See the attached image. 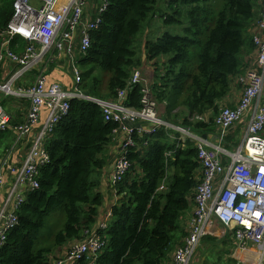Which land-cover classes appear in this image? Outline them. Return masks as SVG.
Instances as JSON below:
<instances>
[{
    "label": "trees",
    "instance_id": "1",
    "mask_svg": "<svg viewBox=\"0 0 264 264\" xmlns=\"http://www.w3.org/2000/svg\"><path fill=\"white\" fill-rule=\"evenodd\" d=\"M109 1L88 56L81 61V88L116 100L134 71L153 63L151 88L164 105L163 117L197 134L215 131L220 102L229 95L234 78L248 69L243 53L256 48L250 31L261 0H168L173 12L163 15L164 22L181 23L186 16L188 26L184 34L166 31L155 40L142 37L150 30L146 22L157 0ZM13 2L0 0V29L13 15ZM140 100L141 84H136L127 90L125 103L138 107ZM203 115H210L209 120L196 118ZM118 127L96 103L71 101L47 141L50 162L40 168V187L28 193L19 209V224L8 235L0 264H54L71 243L84 238V231L97 229L108 199L113 200L112 219L105 231L98 229L106 245L94 264H172L176 247L187 235V219L202 180L198 148L190 139L177 148L174 130L161 129L152 136L138 132V146L128 154L132 169L114 189L106 176L119 152ZM6 132L0 131V139L11 131ZM232 141L236 139L229 133ZM169 150L173 153L167 157ZM221 231L223 237L212 233L203 244L231 254L235 244L229 230ZM221 261L220 255L207 258L206 264ZM80 264L93 263L85 256Z\"/></svg>",
    "mask_w": 264,
    "mask_h": 264
},
{
    "label": "built area",
    "instance_id": "2",
    "mask_svg": "<svg viewBox=\"0 0 264 264\" xmlns=\"http://www.w3.org/2000/svg\"><path fill=\"white\" fill-rule=\"evenodd\" d=\"M109 5V0H14L13 15L0 29V131H11L15 137L0 154V252L19 224V209L28 193L40 187V168L51 159L48 139L68 114L71 101L83 99L99 105L106 120L119 123L115 129L119 152L107 177L114 189L132 169L128 154L138 146V132L152 136L161 129L174 130L179 133L171 134L178 140L177 148L184 147L187 139L195 142L202 180L194 212L187 219V235L176 247L172 264H193L203 239L223 227L235 244L224 260L264 264V0L251 30L255 64L237 77L242 87L238 104L221 106L215 116L217 143L163 117L164 105L151 88L155 67L136 69L116 100L81 88V61L88 56L92 34L102 25ZM54 66L66 70L73 87L53 78ZM136 84H141L138 107L125 103L127 90ZM196 118L205 120L206 115ZM240 122L246 123L243 141L228 148V135ZM172 153L169 150L166 156ZM112 206L97 229L84 231V238L71 243L54 264H80L85 256L94 264L106 245L105 234L98 229L109 227Z\"/></svg>",
    "mask_w": 264,
    "mask_h": 264
},
{
    "label": "crops",
    "instance_id": "3",
    "mask_svg": "<svg viewBox=\"0 0 264 264\" xmlns=\"http://www.w3.org/2000/svg\"><path fill=\"white\" fill-rule=\"evenodd\" d=\"M251 36H252V34H251ZM256 53H257L256 48H254V50H251L250 52H248V48L244 51V53H243V58L244 59L243 60H244V63L246 65H248V67H250V66H252V65L255 64V54ZM153 67L156 68V66L153 63H149V67L142 68V70L149 71ZM51 71H52L53 78L54 79L61 80L65 84V87L66 88L73 87V83H74L73 78L66 72L65 69H61L60 67H57V68H53ZM241 95H242V87L239 84V82L237 80V77H236V78H234V80L232 82V88H231V91H230L229 95L220 102V105L221 106H231V107H234V106H236L238 104V102H239V100L241 98ZM262 100L264 101V94H263ZM209 116L210 115H206V119H205L206 121L209 120ZM16 121H17V123L19 121H21V119L19 118V115L18 114H16ZM244 128L245 127L243 126V124L240 123L238 125V127L234 131L230 132V136H233L236 139V142H233L232 141V143H230V142H228V138H227L228 148H232L234 146H237V145H239L243 141ZM204 134H207V137H205V138H207L210 142L217 143L216 129L213 132L204 133ZM199 135H202L203 136V134H199ZM111 170L113 171V162L110 165L109 170L107 172V176H106V182H107V184H108V178H107L108 177V173ZM108 202L109 203L107 204L106 207H110L112 205L113 200L112 199H108ZM193 212H194V207H193ZM193 212H191L190 216L193 214ZM221 232L222 231L220 229H217L215 231V234L218 233V236H217L218 238H221V237L224 236L225 233L220 234ZM220 253L221 254H218L217 257H219L221 255V258H223V260L225 258L229 257V253L228 252H225V253L220 252Z\"/></svg>",
    "mask_w": 264,
    "mask_h": 264
},
{
    "label": "rangeland",
    "instance_id": "4",
    "mask_svg": "<svg viewBox=\"0 0 264 264\" xmlns=\"http://www.w3.org/2000/svg\"><path fill=\"white\" fill-rule=\"evenodd\" d=\"M168 0H157L155 4V9L152 13H150L147 22H149L150 30L143 35V39L150 38L151 40H155L158 36H160L162 33L168 31L172 34H184L185 33V27L188 26V22L186 19V16L183 17L181 23H174V24H166L163 19V15L169 13L171 14L173 12V9L168 7ZM146 29V27H145ZM145 31V30H144ZM144 31H141L138 35L143 34ZM107 73L104 74L103 80L104 82L107 81ZM14 109H17L16 107ZM19 112L21 111L20 109ZM22 112L19 114L21 115ZM7 133V132H6ZM10 135H7L5 138L0 139V154L5 146H9L14 142V134L13 132L9 133ZM55 221V219H54ZM210 246L207 244H203V247H201V250L198 252L197 257L195 258L193 264H206L207 258L209 260H215L217 255L220 254L221 251H216L215 248L210 250ZM220 264H229L228 260L221 261Z\"/></svg>",
    "mask_w": 264,
    "mask_h": 264
},
{
    "label": "water",
    "instance_id": "5",
    "mask_svg": "<svg viewBox=\"0 0 264 264\" xmlns=\"http://www.w3.org/2000/svg\"><path fill=\"white\" fill-rule=\"evenodd\" d=\"M203 137H207V134H203Z\"/></svg>",
    "mask_w": 264,
    "mask_h": 264
},
{
    "label": "clouds",
    "instance_id": "6",
    "mask_svg": "<svg viewBox=\"0 0 264 264\" xmlns=\"http://www.w3.org/2000/svg\"><path fill=\"white\" fill-rule=\"evenodd\" d=\"M178 135H179V133H178Z\"/></svg>",
    "mask_w": 264,
    "mask_h": 264
},
{
    "label": "bare ground",
    "instance_id": "7",
    "mask_svg": "<svg viewBox=\"0 0 264 264\" xmlns=\"http://www.w3.org/2000/svg\"><path fill=\"white\" fill-rule=\"evenodd\" d=\"M154 135V134H153Z\"/></svg>",
    "mask_w": 264,
    "mask_h": 264
}]
</instances>
